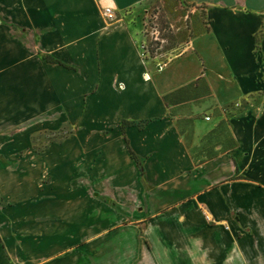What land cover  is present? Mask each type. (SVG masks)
I'll return each mask as SVG.
<instances>
[{"label": "crops", "instance_id": "crops-1", "mask_svg": "<svg viewBox=\"0 0 264 264\" xmlns=\"http://www.w3.org/2000/svg\"><path fill=\"white\" fill-rule=\"evenodd\" d=\"M146 1L0 0L12 71L27 70V54L67 65L28 67L35 104L44 78L54 108L8 140L23 154L16 174L0 176V264H106L112 248L113 264H264V52H253L261 15L245 13L264 0H191L208 30L200 68L180 83L168 73L189 68L141 56L127 13ZM199 78L209 97L171 113L164 97ZM62 111L65 142L37 153L31 135L56 129ZM109 230L112 240L72 251L84 233Z\"/></svg>", "mask_w": 264, "mask_h": 264}, {"label": "rangeland", "instance_id": "rangeland-1", "mask_svg": "<svg viewBox=\"0 0 264 264\" xmlns=\"http://www.w3.org/2000/svg\"><path fill=\"white\" fill-rule=\"evenodd\" d=\"M245 13H256L261 15L259 16L261 18L260 26L253 34V52L256 55L261 54L264 52V8L252 11L245 10ZM127 15L130 16V18H135L136 26L139 31L138 35L140 36V46L144 48L143 51H141V56L143 58H151L154 67L156 69L158 68V70L159 66L167 64H183L184 67L189 68L187 74L180 76L175 74L172 75L169 72L168 76L169 78L170 76L172 77L174 83L185 82L192 78L198 71L197 69L200 68V63L198 62L199 58L197 57L195 49L201 48L198 41L208 30L205 6L194 5L191 0H147L134 8V10H130ZM4 22L3 9L0 7V29ZM152 32H157V36L154 35L151 37ZM189 50L192 52H190L187 58L180 60ZM63 59H65V57H63ZM50 61H58L61 65L67 67L64 61L54 56H35L27 54L24 58L27 70L17 72L12 71L17 60L14 58L13 60H11V58L9 60L8 57H4L0 54V176L2 177L8 176L7 171L11 174L17 173V161L23 154L16 147H9L10 142H8V140H12L23 128L26 129L29 125H32L35 117L38 122L46 123L49 116L48 113L44 112L45 109H49L50 107L54 108V105L50 103L49 94H54L56 88H50L46 85L47 83H45L44 78L42 82L41 101L35 104L38 98L35 96L33 88L34 72L28 71L29 66L34 67L35 63L38 62L55 66L58 65L50 63ZM187 62L188 64H185ZM208 64L211 66L212 62H208ZM7 68L11 69L10 72L6 70ZM6 77H9V81ZM258 95H251V98ZM35 97L37 99H35ZM167 97L165 103L167 106L171 107V113H174L179 107L183 108L186 104L188 105L191 102L202 103L209 97V93L203 78H199L173 91L167 95ZM34 106L41 108V113L37 115L34 114L32 109ZM61 108L63 109V106L59 105V109ZM236 110V104L232 103L229 105V116L233 115ZM58 117L60 121L57 122L61 125L56 129L43 130L42 128V130H37L34 135H31L29 139L30 146L37 153L47 148L49 144H61L65 142L66 134L69 132L64 119L65 111L60 112ZM185 140L188 146V137H186ZM42 181H45V179H42ZM96 198H101L100 200H103L105 197L100 196ZM109 203L108 206L110 207ZM112 215L113 214L108 213L106 216L107 219H112ZM111 223L114 224L117 222L114 220L111 221ZM124 223L129 224L130 220H126ZM112 228L115 230L119 229V227L116 226H112ZM115 233L116 231L114 230H109L105 233H84L79 238V241L73 245L72 251L75 254L81 255L80 251L88 242L99 239L102 234L105 235L106 240H112ZM121 234L129 239L130 234L133 233L130 231H123ZM114 254L113 248L109 251L107 250L106 264H113ZM122 254L127 256L130 255L129 247H127Z\"/></svg>", "mask_w": 264, "mask_h": 264}, {"label": "built area", "instance_id": "built-area-1", "mask_svg": "<svg viewBox=\"0 0 264 264\" xmlns=\"http://www.w3.org/2000/svg\"><path fill=\"white\" fill-rule=\"evenodd\" d=\"M102 16L105 18V19H113L114 18V15H113V9L111 7H104L102 8ZM156 31V30H155ZM157 36V32H152L151 33V37L153 36ZM143 47H141V50L143 51ZM206 120H209V118H205Z\"/></svg>", "mask_w": 264, "mask_h": 264}, {"label": "trees", "instance_id": "trees-1", "mask_svg": "<svg viewBox=\"0 0 264 264\" xmlns=\"http://www.w3.org/2000/svg\"><path fill=\"white\" fill-rule=\"evenodd\" d=\"M50 63H55V64H58V65H61V63H59L58 61H50ZM63 66V65H62ZM168 97H164V101L167 99Z\"/></svg>", "mask_w": 264, "mask_h": 264}, {"label": "clouds", "instance_id": "clouds-1", "mask_svg": "<svg viewBox=\"0 0 264 264\" xmlns=\"http://www.w3.org/2000/svg\"><path fill=\"white\" fill-rule=\"evenodd\" d=\"M245 264H247V261L245 262Z\"/></svg>", "mask_w": 264, "mask_h": 264}]
</instances>
